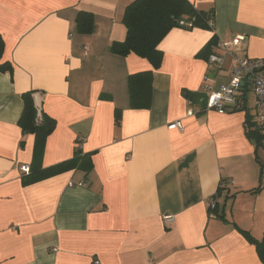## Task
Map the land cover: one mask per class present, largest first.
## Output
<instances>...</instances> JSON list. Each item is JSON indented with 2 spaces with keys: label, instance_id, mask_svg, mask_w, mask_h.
<instances>
[{
  "label": "crops",
  "instance_id": "1",
  "mask_svg": "<svg viewBox=\"0 0 264 264\" xmlns=\"http://www.w3.org/2000/svg\"><path fill=\"white\" fill-rule=\"evenodd\" d=\"M133 1L0 0V64L12 67L0 71V264H262L242 232L264 235V142L247 138L243 110L204 112L183 91L205 99L207 83L227 82L229 62L217 71L200 54L220 41L241 36L238 50L264 59V0H187L213 27L169 30L158 69L109 52ZM79 12L93 16L88 35ZM145 72L150 103L133 108L127 79ZM26 92L55 121L41 167L79 149L90 172L22 184L34 145L18 126Z\"/></svg>",
  "mask_w": 264,
  "mask_h": 264
},
{
  "label": "trees",
  "instance_id": "2",
  "mask_svg": "<svg viewBox=\"0 0 264 264\" xmlns=\"http://www.w3.org/2000/svg\"><path fill=\"white\" fill-rule=\"evenodd\" d=\"M211 17V11L197 10L187 0H134L125 8L122 18V23L126 28V37L122 42H113L109 52L118 57L134 54L137 57L146 59L154 69H158L162 61V52L157 49L158 44L169 30L179 27L177 25L178 20L191 21V28L209 29L207 22ZM75 27L80 34H90L93 29V16L89 13L79 12L75 18ZM3 51L4 41L0 35V60ZM203 53L207 59L211 53L210 48H205L200 54ZM0 71L11 73L12 67L4 62L0 64ZM151 82V72L128 77L127 87L131 107L146 108L149 106ZM32 94L33 92H26L22 95L23 109L18 120V126L22 134L34 136L32 161L28 174L22 173V184L24 186L30 185L73 169L86 173L90 172L92 167L90 154H82L79 149H75L74 157L71 160L49 168L41 167L45 141L54 129L55 121L43 112L38 113ZM183 96L192 104L201 109L204 108L203 95L183 91ZM242 110L245 112L246 136L249 141L258 147L263 143V136L251 122L248 111ZM117 120L118 117L116 116ZM20 146H23V141L20 142ZM215 209L216 205L210 210L212 212ZM242 234L255 247L260 262L264 264V235L261 240H256L247 232H242Z\"/></svg>",
  "mask_w": 264,
  "mask_h": 264
},
{
  "label": "built area",
  "instance_id": "3",
  "mask_svg": "<svg viewBox=\"0 0 264 264\" xmlns=\"http://www.w3.org/2000/svg\"><path fill=\"white\" fill-rule=\"evenodd\" d=\"M177 25L183 29L192 27L191 21L180 19ZM207 27L212 29L213 20L210 18ZM243 41L241 36H234L230 41H220L217 50L211 52L207 57V64L217 71L224 69L228 64V78L225 84L214 88L206 84L203 88L205 94L204 108L202 111H214L218 114H227L242 109L248 111L250 120L258 132L263 136L264 142V59H252L238 50ZM87 47L83 48V55L87 56ZM251 85L253 94L252 107L248 108L247 86ZM181 122L177 121L168 126V129H180ZM80 143V142H78ZM19 170L23 174H28L29 166L21 165ZM80 185V184H79ZM215 206L214 200L209 201V208ZM163 223L168 225L173 219L169 215L162 217ZM93 264H99L94 261Z\"/></svg>",
  "mask_w": 264,
  "mask_h": 264
},
{
  "label": "rangeland",
  "instance_id": "4",
  "mask_svg": "<svg viewBox=\"0 0 264 264\" xmlns=\"http://www.w3.org/2000/svg\"><path fill=\"white\" fill-rule=\"evenodd\" d=\"M247 99H248V108H251L252 107V103H253V94H252V88H251V85H248L247 86Z\"/></svg>",
  "mask_w": 264,
  "mask_h": 264
}]
</instances>
